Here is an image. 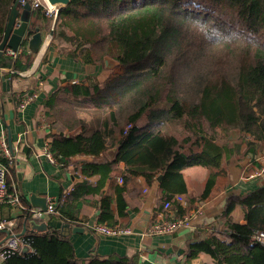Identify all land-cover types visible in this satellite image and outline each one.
I'll use <instances>...</instances> for the list:
<instances>
[{
	"label": "trees",
	"instance_id": "1",
	"mask_svg": "<svg viewBox=\"0 0 264 264\" xmlns=\"http://www.w3.org/2000/svg\"><path fill=\"white\" fill-rule=\"evenodd\" d=\"M16 1L0 0V44ZM46 17L43 8L31 10L22 42L25 62L14 61L13 76L32 65L34 55L26 52V44L36 30L43 41L40 24L49 21L47 33L51 28L53 40L73 48V57L101 66L109 57L121 70L103 81L66 83L41 104L42 122L50 131L47 151L55 162L103 157L80 167L86 177L101 174L103 179L124 164L122 184L115 187L120 217L128 205L126 185L136 178L148 186L160 178L163 208L187 193V169L206 172L205 198L217 177L225 175L224 166L264 148V0H70L54 22ZM143 117L147 122L138 128ZM115 146V158L107 161L104 153ZM0 165L8 171L5 160ZM91 191L100 190L77 185L61 205L53 206L54 214L79 222ZM8 192L17 194L9 186ZM99 201L97 224L120 227L112 200L105 196ZM174 205L178 215L184 213L180 204ZM20 212L7 219L14 222L11 232L21 247L30 252L22 256L18 250L3 264H137L126 256L80 260L71 242L55 231L34 235L26 229L21 235L20 226L26 228L31 213ZM217 219L211 234L188 243L187 260L204 253L214 264H264V244L254 238L264 233V184L229 196Z\"/></svg>",
	"mask_w": 264,
	"mask_h": 264
},
{
	"label": "crops",
	"instance_id": "2",
	"mask_svg": "<svg viewBox=\"0 0 264 264\" xmlns=\"http://www.w3.org/2000/svg\"><path fill=\"white\" fill-rule=\"evenodd\" d=\"M22 11L23 8L19 10V16L22 15ZM40 26L45 36L38 52L32 54L34 56L29 69L19 71L13 76L12 64L15 60L24 64L25 55L20 54L13 58L3 52L0 56V140L5 141L11 158L4 154L0 146V159L8 164L6 181L11 191H16L22 202L39 212L31 215L26 226L28 233L39 235L48 231L57 232L71 242L74 254L80 260L96 255L126 256L135 258L137 264H214L213 259L204 253L187 260L185 257L187 245L195 240H202L207 234H211L208 232L209 229L218 226L217 218L229 196L245 195L264 184V175H258L264 167V148L261 150L255 148L252 155L224 166L225 175L217 177L205 198H201V194L206 172L201 168L187 169L185 171L187 193L183 195L185 206H180L181 212L184 213L180 215L177 214L176 205L170 208L169 214L163 210L158 180L148 186L144 180L136 178V182L126 185L123 194L128 205L124 210L125 215L120 217L116 206L115 187L122 184L118 182V178L122 175L124 164L120 163L115 171L103 179L101 174L86 177L80 169L86 162L98 163L103 157L95 159L91 156H75L64 165L50 161L46 156L50 131L48 124L42 122L44 114L41 111L44 98L57 88L65 86L66 83L78 84L84 81L89 83L94 79L101 81L99 79L101 76H105V80L113 71L107 69L104 62L102 66L91 65L73 57L70 54L73 48L53 40L50 35L51 28L47 33V27L52 26L50 21L48 24L42 22ZM25 49L30 53L27 44ZM35 90L38 92L37 99L24 109H19V99ZM145 122V119H141L136 126L143 128ZM117 149V146L109 148L104 153L105 159L112 161ZM255 172L256 178L250 179L248 176ZM83 183H87L90 190L99 188L100 191L99 193L91 191L86 197L78 215L79 222H65L54 213L33 207L30 202V198L35 196L45 200L46 205L52 202L56 208L63 203L65 196ZM105 196L112 200L110 208L116 221L115 225L131 229V234L109 237L90 231V227L99 222L101 213L99 200ZM198 206L202 207L201 215L194 214ZM189 207L192 208L188 209ZM20 214L18 210L0 205V218H18ZM184 215L191 216L188 227H181L167 235L145 233L146 229L159 219L165 217L174 219ZM34 227L41 229L36 230ZM22 229L23 225L20 226V231ZM5 237V232L0 233V242ZM29 252L26 246L19 249L22 256ZM3 262L4 260L0 259V264Z\"/></svg>",
	"mask_w": 264,
	"mask_h": 264
},
{
	"label": "built area",
	"instance_id": "3",
	"mask_svg": "<svg viewBox=\"0 0 264 264\" xmlns=\"http://www.w3.org/2000/svg\"><path fill=\"white\" fill-rule=\"evenodd\" d=\"M20 6L22 7L24 4L27 3V0H20ZM31 9L36 8H43L44 14L49 17L53 22L55 21L58 10L56 6H50L46 0H31ZM25 39V37H24ZM6 54H8L11 57H17L23 52L22 44L17 47L15 51H12L11 49H5L4 51ZM38 97V92L35 90L31 93L24 94L18 104L19 109H24L28 104L35 101ZM132 127V125L126 126L124 130V134H127L128 130ZM0 146L4 152V154L10 158L8 149L6 147L5 141L2 139L0 140ZM46 156L47 158L55 162L54 159L51 157V155L48 153L46 148ZM264 170V167L263 169ZM6 174L7 169L0 165V205L2 204H9L12 210H28L31 215L39 214L36 210L29 208H25L23 203L20 201L19 197L15 193H9L8 192V186L6 183ZM118 182L122 183V179L118 178ZM173 203L184 205L185 201L182 196L176 195L169 201L165 202L163 206V210L166 213H170V207ZM46 212L54 213L53 210V203L49 202L46 207ZM194 214L201 215L202 214V207L198 206L194 210ZM191 216L190 215H184L180 218H174V219H168V217H165L164 219H159L155 222H153L145 231L148 235H167L171 234L177 229L181 227H188L191 222ZM14 227V222L8 220L7 218H0V231L5 232L6 234L10 235L9 238H7L1 245H0V259L5 260L8 257L16 254L18 250L21 247V239L14 234H12V229ZM90 231L94 234H100L104 236H124L131 234V229L127 227H115V228H109L105 225L101 224H95L90 227ZM209 233L213 232V228L208 230ZM254 238L264 244V233H259L254 236Z\"/></svg>",
	"mask_w": 264,
	"mask_h": 264
},
{
	"label": "water",
	"instance_id": "4",
	"mask_svg": "<svg viewBox=\"0 0 264 264\" xmlns=\"http://www.w3.org/2000/svg\"><path fill=\"white\" fill-rule=\"evenodd\" d=\"M20 0H17L15 4L13 5L8 20L3 32L2 41L0 44V56L3 54L5 49H11L12 51H15L19 45L22 44L24 37L27 34L28 28H29V15L31 13V6L30 4L26 3L22 7L20 6ZM46 2L50 6H56L57 8L64 7L70 3V0H46ZM23 8L22 15L19 16V10ZM52 35V32L50 33ZM42 44V38L41 34L38 30L35 31V33L29 38L27 42L28 50L31 54H36ZM104 66L107 69H112L117 65V62L113 61L109 57H105L104 60ZM1 77V74H0ZM6 85V82L4 83ZM158 178L157 180H159ZM30 202L35 208H39L42 211L46 210V203L45 200L36 198L35 196H32L30 198ZM43 228V227H42ZM34 229L39 230L41 228L34 227ZM79 231L82 232L81 229L77 228ZM26 231V228H23V231L21 235H23ZM10 235L6 234V237L2 242H0V245L9 238Z\"/></svg>",
	"mask_w": 264,
	"mask_h": 264
},
{
	"label": "rangeland",
	"instance_id": "5",
	"mask_svg": "<svg viewBox=\"0 0 264 264\" xmlns=\"http://www.w3.org/2000/svg\"><path fill=\"white\" fill-rule=\"evenodd\" d=\"M110 70L113 71L112 74H120V73H121L120 68H118L117 66L113 67V68L110 69ZM104 78H105V76H101L99 79H100L101 81H103ZM142 119H145V120H146L145 117H143ZM146 122H147V121H146ZM146 122H145V123H146ZM258 175H259V176H263V175H264V170H260L259 173H258ZM256 176H257V172H255V173L249 175L248 177L251 179V178H256Z\"/></svg>",
	"mask_w": 264,
	"mask_h": 264
}]
</instances>
